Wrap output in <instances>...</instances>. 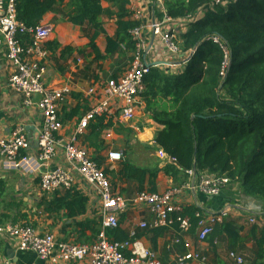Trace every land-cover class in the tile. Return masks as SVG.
I'll list each match as a JSON object with an SVG mask.
<instances>
[{"label": "crops", "instance_id": "crops-1", "mask_svg": "<svg viewBox=\"0 0 264 264\" xmlns=\"http://www.w3.org/2000/svg\"><path fill=\"white\" fill-rule=\"evenodd\" d=\"M71 2L72 0H65L40 21L53 28L50 39L44 44L48 51L46 83L50 87L67 86L70 89V93L65 96L60 107V117L64 126L62 134L65 137L72 134L79 120L94 105V99L86 96L87 90L93 86L99 87L101 82L108 79L121 77L130 68L133 60L131 61L130 53H127L123 47L113 54L106 53L109 39L115 40L118 34V16L123 8L131 14L129 18H125L129 20H137L134 14L136 11H141L142 19L139 21L145 26L144 35L149 48L146 54L147 61L148 63L171 62L172 65H160L167 71L174 68L183 70L185 63L180 56L168 53L161 34L169 31L176 40H181L180 36L186 31L190 21L183 19L165 22L167 10L163 0H128V4L124 7H120V0H102L104 9L100 17L102 31L88 21L84 25H75L68 21L63 13L70 10ZM202 13L201 10L200 14ZM154 23L161 26L151 27ZM96 34L95 44L102 55L99 59L91 50V39ZM6 55L7 49L0 33V137L11 139L19 128H23L28 146L23 150L17 164L10 163L0 155V181L3 182L1 184L3 188L0 189V227L9 224L27 225L40 234L52 233L58 241L92 243L103 232L106 233L107 229L102 227L98 193L79 175H75L73 188L89 199L86 212L76 217H69L64 209L58 211L52 206L47 209V202L53 196L41 190V175L46 169H71L70 164L66 161L63 148H60L46 167L35 161L38 154L39 129L43 122L42 112L34 99V104L26 105L24 96L9 86L8 80L14 68ZM101 116L102 118L97 122L102 126L97 129L95 123L90 124V128L88 127L81 135L77 144L92 158L99 157L104 168L109 167L113 171L108 176L114 192L128 201L140 193L138 180L122 172L124 162L136 169L158 172L156 179L158 193L194 180V177L186 172L184 181L175 182L165 173L164 169L174 162L155 143L156 135L163 126L151 118L144 100L137 107L136 119L132 122L120 121L119 112L97 117ZM112 151L122 152L123 160L110 161L108 156ZM145 182L144 188L148 191L149 174ZM174 202L183 208L198 207L205 218L225 211L227 214L218 225L231 223L232 228L239 234L238 240L233 241L234 232L224 234V240L219 236L216 240L217 257L210 242L199 240L198 225L195 232L182 234L179 248L174 245V240L179 234L172 226L171 229L157 236L151 233L150 228H140L141 223L151 222L154 219L145 206H131L125 210L120 215L119 226L128 234L132 231H136L139 235L143 234L139 239L158 255L163 264H174L177 255L187 251L202 252L207 257L208 264H236L229 257L231 251L243 256L244 259L252 256L254 239L250 233L255 225L259 228L264 227L263 204L243 194L237 183L231 182L214 197L201 191L183 190L176 196ZM6 260H10L13 264H89L88 261L74 263L44 261L33 251L19 250L17 240L10 238L2 229L0 230V264H4Z\"/></svg>", "mask_w": 264, "mask_h": 264}, {"label": "trees", "instance_id": "trees-1", "mask_svg": "<svg viewBox=\"0 0 264 264\" xmlns=\"http://www.w3.org/2000/svg\"><path fill=\"white\" fill-rule=\"evenodd\" d=\"M64 1L16 0L17 17L27 26H35ZM101 1L72 0L70 10L63 15L75 25H84L88 21L103 31ZM163 1L167 15L173 20L192 17L180 36L181 40H176L184 69L167 71L156 66L144 75L142 97L147 111L156 123L163 126L155 143L176 159V163L164 171L175 182L184 181L185 173L194 167L199 172L227 176L238 184L243 194L262 202L264 209V0H220L216 4V0ZM119 3L124 7L128 0ZM130 15L123 8L118 16V34L115 40L109 39L106 53L113 54L123 47L130 53L132 61L137 42L130 31L142 23L125 19ZM213 36H219L230 51L226 68L223 67L225 51L214 42ZM96 37L97 34L91 39V50L99 59L102 55L95 44ZM101 118L97 117L90 124L95 123L99 129L102 125L97 120ZM92 159L104 168L99 157ZM104 170L108 175L113 173L109 167ZM122 172L138 180L140 193H158V172L136 169L127 162H124ZM148 174L150 183L145 191ZM1 184L2 181L0 189L3 188ZM51 195L48 210L49 206L58 211L64 209L69 217L82 215L87 210L89 199L73 187L57 190ZM199 211L196 206H187L174 217L187 218L193 233L201 220L197 217ZM173 225L174 230L180 231L177 220ZM170 227L152 229L151 233L157 236ZM230 232H234L233 241H237L239 234L231 223H217L207 238L217 257V238L221 236L224 240V234ZM106 233L112 241L129 238L120 226L107 229ZM139 236L143 234L137 233ZM250 236L254 239V250L243 264H264V227L255 225ZM174 245L179 247L181 243Z\"/></svg>", "mask_w": 264, "mask_h": 264}, {"label": "built area", "instance_id": "built-area-1", "mask_svg": "<svg viewBox=\"0 0 264 264\" xmlns=\"http://www.w3.org/2000/svg\"><path fill=\"white\" fill-rule=\"evenodd\" d=\"M216 3H220V0H216ZM15 4L16 0H0V33L7 49L6 57L14 68L8 80L9 86L24 96L26 105L34 104L33 99L36 95L41 96L37 105L42 112L43 122L39 129L38 154L35 161L46 167L60 148H63L66 161L71 168L46 169L40 177L41 190L46 194H52L57 190H69L74 186L77 174L99 195L104 229L118 228L120 215L129 207L145 206L154 219L151 222L141 223L140 228L170 227L177 220L180 231L174 243H182V234L189 232L191 225L187 218L178 216L175 219L174 214L179 215L184 211L183 206L174 202L176 196L183 190L201 191L211 197L218 196L222 189L232 182L229 177L188 170L187 173L194 177L193 181L175 186L163 193L141 192L128 201L113 191L110 178L104 168L77 144L90 122L99 115L119 112V120L124 123L136 119L137 107L140 106L145 91L144 75L151 68L148 66L146 55L149 48L144 35L145 26L142 24L130 31L137 42L130 68L121 77L108 79L101 82L99 87L93 86L87 90L86 96L94 99V105L79 120L72 134L65 137L62 134L64 126L60 117V107L65 96L70 93V89L67 86L50 87L45 80L48 51L44 44L50 39L53 28L41 22L35 26H27L19 21ZM134 15L138 21L142 19L141 11H136ZM187 19L192 20V17L189 16ZM172 20L168 15L165 18V22ZM160 26L156 23L151 25L153 28ZM161 39L169 54L182 56L175 37L169 31H164ZM213 40L225 51L223 67L226 68L230 62V51L219 36H213ZM27 146L28 140L23 128H19L11 139L0 137V155L10 163L17 164ZM108 158L112 162H119L123 160V153L112 151ZM172 161L176 163L175 158H172ZM226 214L224 211L205 218L201 211L197 213V217L201 219L198 236L201 242L207 240L213 233L215 224L222 222ZM2 229L10 238L17 240L19 250L33 251L42 260L52 263L88 261L89 264H163L158 255L137 237L136 231H132L125 241H112L103 232L92 243L77 244L58 241L52 233L40 234L27 225L9 224L0 227V230ZM229 257L237 264L244 262L243 256L234 251L229 253ZM4 264L13 263L6 260ZM174 264H208V261L202 252L187 251L178 254Z\"/></svg>", "mask_w": 264, "mask_h": 264}, {"label": "water", "instance_id": "water-1", "mask_svg": "<svg viewBox=\"0 0 264 264\" xmlns=\"http://www.w3.org/2000/svg\"><path fill=\"white\" fill-rule=\"evenodd\" d=\"M160 65H172V63L171 62H166V61H159V62H152V63L148 64L149 67H156V66H160ZM40 99H41V96L40 95H36L35 98H34V101L35 102H39ZM193 171L197 172L196 167H194Z\"/></svg>", "mask_w": 264, "mask_h": 264}, {"label": "rangeland", "instance_id": "rangeland-1", "mask_svg": "<svg viewBox=\"0 0 264 264\" xmlns=\"http://www.w3.org/2000/svg\"><path fill=\"white\" fill-rule=\"evenodd\" d=\"M228 249L230 250V247Z\"/></svg>", "mask_w": 264, "mask_h": 264}]
</instances>
